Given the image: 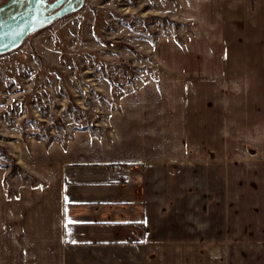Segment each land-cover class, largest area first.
Wrapping results in <instances>:
<instances>
[{"label": "rangeland", "instance_id": "rangeland-1", "mask_svg": "<svg viewBox=\"0 0 264 264\" xmlns=\"http://www.w3.org/2000/svg\"><path fill=\"white\" fill-rule=\"evenodd\" d=\"M251 5L87 0L79 12L0 56L7 194L35 182L7 152L19 141L65 140L78 130L105 134L114 115L139 100L164 105L186 126V159L193 153L201 159L203 198L215 188L228 190L227 264H264V68L258 67L264 57L258 37L242 35L257 23ZM242 13L251 17L243 20ZM232 55L249 67L235 66ZM210 208L202 203L203 224L226 221L225 210ZM205 229L203 235L221 234L219 227Z\"/></svg>", "mask_w": 264, "mask_h": 264}, {"label": "crops", "instance_id": "crops-1", "mask_svg": "<svg viewBox=\"0 0 264 264\" xmlns=\"http://www.w3.org/2000/svg\"><path fill=\"white\" fill-rule=\"evenodd\" d=\"M242 1L257 5V23L242 35L257 36L264 57V0ZM112 122L105 134L78 130L7 149L35 182L9 196V167L0 166V264H227L228 190L203 198L201 159H186L177 114L139 100ZM203 202L213 214L225 210L226 221L203 224Z\"/></svg>", "mask_w": 264, "mask_h": 264}, {"label": "water", "instance_id": "water-1", "mask_svg": "<svg viewBox=\"0 0 264 264\" xmlns=\"http://www.w3.org/2000/svg\"><path fill=\"white\" fill-rule=\"evenodd\" d=\"M87 0H9L0 6V56L32 35L79 12Z\"/></svg>", "mask_w": 264, "mask_h": 264}, {"label": "snow or ice", "instance_id": "snow-or-ice-1", "mask_svg": "<svg viewBox=\"0 0 264 264\" xmlns=\"http://www.w3.org/2000/svg\"><path fill=\"white\" fill-rule=\"evenodd\" d=\"M68 223H69V224H72V223H74V222H73V221H71V220H69V221H68Z\"/></svg>", "mask_w": 264, "mask_h": 264}, {"label": "built area", "instance_id": "built-area-1", "mask_svg": "<svg viewBox=\"0 0 264 264\" xmlns=\"http://www.w3.org/2000/svg\"><path fill=\"white\" fill-rule=\"evenodd\" d=\"M119 171H120V174H122V169H119Z\"/></svg>", "mask_w": 264, "mask_h": 264}]
</instances>
